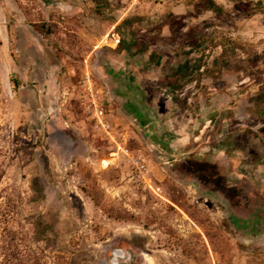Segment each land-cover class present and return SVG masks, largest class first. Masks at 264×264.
Returning <instances> with one entry per match:
<instances>
[{"label": "rangeland", "instance_id": "obj_1", "mask_svg": "<svg viewBox=\"0 0 264 264\" xmlns=\"http://www.w3.org/2000/svg\"><path fill=\"white\" fill-rule=\"evenodd\" d=\"M213 1L0 0V211L28 264H264V10L240 8L264 0ZM126 70L168 122L200 104V158L149 147Z\"/></svg>", "mask_w": 264, "mask_h": 264}, {"label": "crops", "instance_id": "obj_2", "mask_svg": "<svg viewBox=\"0 0 264 264\" xmlns=\"http://www.w3.org/2000/svg\"><path fill=\"white\" fill-rule=\"evenodd\" d=\"M140 63L138 67H140ZM120 68V67H118ZM119 76L127 79L136 78L132 87L125 85L118 93L127 95L130 93L128 88H132L135 97L132 103H126V106L131 105L133 120L144 129V135L148 139L149 147L154 150L165 148L171 154L186 153L189 156H197L200 158L201 150H205L206 146L200 147V104L195 112V118L189 114H178L169 122L165 120L166 115L158 114L148 103L146 87L140 84L142 73L139 70L131 72L130 70L122 71ZM128 87V88H127ZM154 111H157L158 117L154 116ZM195 128L199 129L194 132ZM206 128V125H204ZM203 131H201L202 133Z\"/></svg>", "mask_w": 264, "mask_h": 264}, {"label": "trees", "instance_id": "obj_3", "mask_svg": "<svg viewBox=\"0 0 264 264\" xmlns=\"http://www.w3.org/2000/svg\"><path fill=\"white\" fill-rule=\"evenodd\" d=\"M257 3L258 5L255 8H248L245 5H240V8L245 15L251 16L258 11L264 10V7H261V1H257ZM201 5L206 10H212L218 13L222 11V8L213 0H201ZM119 43L120 41H118ZM149 60L155 64H159L160 56H156L155 53L151 52L149 54ZM6 215L5 212L0 211V264H28V261H36L38 257L35 253L22 248L21 239L10 228Z\"/></svg>", "mask_w": 264, "mask_h": 264}, {"label": "built area", "instance_id": "obj_4", "mask_svg": "<svg viewBox=\"0 0 264 264\" xmlns=\"http://www.w3.org/2000/svg\"><path fill=\"white\" fill-rule=\"evenodd\" d=\"M145 2L159 3L164 1H174L182 2L185 0H140ZM118 42V40H116ZM93 104V118L94 126L97 128L104 137L110 142L113 143L115 147V152H112L111 155L117 156L119 153L127 157L130 166L132 167L135 176L139 182L144 186L152 189L151 178L148 176V169L145 163V159L141 154L133 155L128 148L125 147L123 142L117 141L113 133V128L106 118L104 110L101 105H99L94 99H92Z\"/></svg>", "mask_w": 264, "mask_h": 264}]
</instances>
